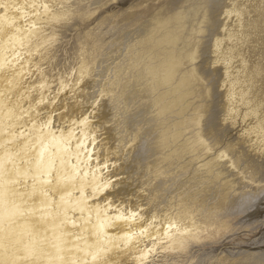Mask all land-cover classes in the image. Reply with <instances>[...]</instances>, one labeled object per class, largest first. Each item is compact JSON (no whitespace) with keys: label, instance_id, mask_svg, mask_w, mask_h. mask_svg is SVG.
<instances>
[{"label":"bare ground","instance_id":"obj_1","mask_svg":"<svg viewBox=\"0 0 264 264\" xmlns=\"http://www.w3.org/2000/svg\"><path fill=\"white\" fill-rule=\"evenodd\" d=\"M262 211L264 0H0V264H264Z\"/></svg>","mask_w":264,"mask_h":264},{"label":"rangeland","instance_id":"obj_2","mask_svg":"<svg viewBox=\"0 0 264 264\" xmlns=\"http://www.w3.org/2000/svg\"><path fill=\"white\" fill-rule=\"evenodd\" d=\"M146 14L145 13H142V17H146L145 16ZM185 22V21H184ZM187 26V29H188V31L191 29L190 27L192 26V24H189V26L188 25H186V23H185V27ZM188 33V32H187ZM134 49L136 50V48H133V51H134ZM109 50H110V47L109 48H107L103 53H104V55H107V54H110L111 53V51L109 52ZM105 52H106V54H105ZM108 52V53H107ZM132 52V51H131ZM121 65V64H120ZM120 65H118L117 67H119ZM116 69V68H115ZM180 71H181V69L178 71L179 73H178V75L177 76H179L180 75ZM110 76H112V75H110ZM128 76H129V78H128ZM113 77V76H112ZM111 77V78H112ZM126 79H128V80H126ZM123 81V82H122ZM122 81H120L119 82V86H118V88H119V90H117V91H121L122 89H123V85L125 84V82L127 81V82H131V76L130 75H125L124 76V78L122 79ZM125 81V82H124ZM123 84V85H122ZM125 86V85H124ZM121 87H122V89H121ZM129 91H127V92H125L126 94H128V95H124L125 97V99H130V100H132V98H133V96L131 95L132 93H134V92H136V91H133L131 88L130 89H128ZM133 91V92H132ZM129 92H130V94H129ZM132 92V93H131ZM118 93V92H117ZM145 97H148V96H145ZM146 100H147V98H146ZM147 101H149V98H148V100ZM146 101V102H147ZM198 101V100H197ZM196 101V102H197ZM132 102V101H131ZM199 102V101H198ZM197 102V103H198ZM126 103V102H125ZM183 104H185V102H183L180 106H182ZM195 107H198L197 105L195 106ZM192 113V112H191ZM191 113H189V115L191 114ZM168 117H171V116H167V117H164L165 119H167ZM147 118V119H146ZM134 120V118L133 119H131V120H129V123H131L132 121ZM139 123H144L147 127L145 128L146 130H145V132L143 133V138H145V139H148V138H150V136H152V134H153V132H152V127H153V124H151V122L148 120V117L146 116V114L143 116V119L142 120H140V122ZM132 128H134L135 126H131ZM147 156V157H146ZM143 159V160H142ZM149 159H152V158H150L149 157V153H147L146 155H145V157L144 158H141V160L142 161H147V160H149ZM186 159V158H185ZM193 168H196V166L195 165H193ZM190 171H192L193 172V170L191 169ZM195 174L192 176L191 175V179H189L188 181H187V183H183V184H181L182 182H185L186 180H181L182 182H177V185H174L172 188H170L169 189V196H168V194L167 195H165V197H166V199H167V197H169V198H173V199H175L176 197H178L179 199H181V198H185L184 197V193L186 192V190H187V193H189V194H193V193H195L196 192V190H195V188L197 187L196 185H194V178H195ZM148 176L147 175H145L144 176V178L146 179ZM189 177H190V175H189ZM150 179L152 178V176H150L149 177ZM193 178V179H192ZM165 179V178H164ZM164 179H162V180H164ZM197 179V178H196ZM179 185H181L180 187H179ZM189 185V186H188ZM189 187H191L190 189H189ZM177 189H178V192H177ZM179 189H182V190H179ZM192 191V192H191ZM191 192V193H190ZM170 193H171V195H172V197H170L171 195H170ZM177 193V194H176ZM179 193V194H178ZM182 194V195H181ZM175 195H176V197H175ZM217 195V194H216ZM214 196V199L212 200V199H209L208 198V200H207V204L204 206L207 210L209 209L208 207H211L212 206V203L216 200V198H217V196ZM205 204V203H204ZM251 211H249V212H246V214H248V215H250L251 213H250ZM239 213H240V209H238V210H236L234 213H232L231 215V220H234V223H236V222H238L239 220H241L242 219V217L244 216V214H242V215H239ZM236 215L239 217V219H237L238 217H236ZM235 217V218H234ZM244 218V217H243ZM238 220V221H237ZM252 220V221H251ZM243 221V220H242ZM242 221H240L239 222V224L240 223H243V227L245 226V224L247 223H249V226L251 227V228H256V227H258L259 225H261L262 223H264V211H262L261 213H258V216H254L253 217V219L251 218L250 220H246V221H244V222H242ZM251 228H249V229H251ZM259 230V229H258ZM246 231H248V229H241V230H238V232H237V234H240V236H243V238H244V235H246V234H244V233H246ZM230 237V238H229ZM235 237H236V235H235ZM235 237H232V235H230V236H228L227 238H224V239H222V241H221V243H220V245H218L217 246V248L215 249L216 251H219L218 250V248H220V247H222L221 245L222 244H229V245H227L225 248H228V249H230V248H237L238 246L237 245H234V243L235 242H238V241H240L241 239L240 238H237L238 240H233ZM229 238V239H228ZM249 239V238H248ZM241 241H243V240H241Z\"/></svg>","mask_w":264,"mask_h":264}]
</instances>
